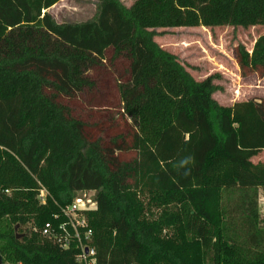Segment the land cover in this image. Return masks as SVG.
Segmentation results:
<instances>
[{"label": "trees", "instance_id": "trees-1", "mask_svg": "<svg viewBox=\"0 0 264 264\" xmlns=\"http://www.w3.org/2000/svg\"><path fill=\"white\" fill-rule=\"evenodd\" d=\"M59 1L0 0L6 264H81L42 230L84 190L97 264H264V97L221 104L220 74L197 80L156 41L264 26V0H96L80 22L58 21ZM234 53L264 77V34Z\"/></svg>", "mask_w": 264, "mask_h": 264}, {"label": "rangeland", "instance_id": "rangeland-1", "mask_svg": "<svg viewBox=\"0 0 264 264\" xmlns=\"http://www.w3.org/2000/svg\"><path fill=\"white\" fill-rule=\"evenodd\" d=\"M130 6L135 0H122ZM59 22H80L95 16L96 0H60L49 9ZM156 41L165 49L175 53L197 80L218 73L217 80L222 89L214 97L223 105L237 101L264 97V77H244L237 64L234 48L243 43L252 51L256 39L264 34V26L243 27H174L158 28ZM264 160V151L256 160ZM263 197H262V196ZM260 195L263 202L264 191ZM262 217L264 218V204ZM0 264H6L0 251Z\"/></svg>", "mask_w": 264, "mask_h": 264}, {"label": "built area", "instance_id": "built-area-1", "mask_svg": "<svg viewBox=\"0 0 264 264\" xmlns=\"http://www.w3.org/2000/svg\"><path fill=\"white\" fill-rule=\"evenodd\" d=\"M46 193V189H42L43 202H45ZM262 200L263 202L260 201V203L264 204V198ZM97 207L94 190L80 191L72 203L63 209L62 214L65 219L59 222L57 228H54L51 222H47L42 233L65 249L76 246V258L81 264H97V251L92 244L94 232L88 220V213Z\"/></svg>", "mask_w": 264, "mask_h": 264}, {"label": "crops", "instance_id": "crops-1", "mask_svg": "<svg viewBox=\"0 0 264 264\" xmlns=\"http://www.w3.org/2000/svg\"><path fill=\"white\" fill-rule=\"evenodd\" d=\"M260 154H261V153H260ZM258 156H259V155L253 157V158H252V161H253L254 163L264 162V160H261V159L256 160V158H257ZM260 192L262 193L263 190H261ZM261 193H260V194H261Z\"/></svg>", "mask_w": 264, "mask_h": 264}, {"label": "water", "instance_id": "water-1", "mask_svg": "<svg viewBox=\"0 0 264 264\" xmlns=\"http://www.w3.org/2000/svg\"><path fill=\"white\" fill-rule=\"evenodd\" d=\"M16 230H18V226H16ZM19 235H21V234H19Z\"/></svg>", "mask_w": 264, "mask_h": 264}]
</instances>
